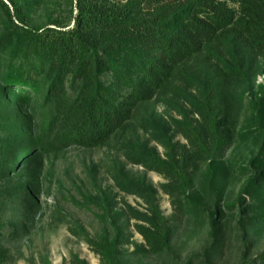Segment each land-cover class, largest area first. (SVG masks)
<instances>
[{
  "label": "trees",
  "instance_id": "trees-1",
  "mask_svg": "<svg viewBox=\"0 0 264 264\" xmlns=\"http://www.w3.org/2000/svg\"><path fill=\"white\" fill-rule=\"evenodd\" d=\"M9 1L13 9L0 0V93L17 99L22 111L42 100L52 115L26 144L17 136H0V181L11 176L15 162H23L22 174L36 179L50 152L106 145L144 104L177 92L192 112L172 118L174 131L155 125L153 134L164 154L144 146L136 161L164 177L167 183L160 189L173 203L186 200L200 209L201 199L190 191L201 165H207L204 182L216 190L231 170L223 161L229 148L237 139L256 138L258 149L238 200L242 204L248 198L252 226L264 227V80L248 119H242L245 96L235 84L250 83L253 74L264 77V0H70L73 24L56 19L44 27L30 24L35 2ZM203 60L219 65L217 72L204 77L193 73ZM5 85L12 87L4 91ZM179 133L187 144L176 141ZM120 184L142 196L151 214L131 205L114 214L103 207L96 238L82 229L75 232L85 236L102 264H124L122 246L130 244L131 234L118 221L147 224L136 225L149 246L138 244L142 252H162L173 235L153 186L129 179ZM238 211L244 218L245 210ZM217 214L208 213L214 228ZM250 246L242 264H264V254L248 258ZM6 259L0 247V264ZM70 264L89 263L74 254Z\"/></svg>",
  "mask_w": 264,
  "mask_h": 264
},
{
  "label": "rangeland",
  "instance_id": "rangeland-1",
  "mask_svg": "<svg viewBox=\"0 0 264 264\" xmlns=\"http://www.w3.org/2000/svg\"><path fill=\"white\" fill-rule=\"evenodd\" d=\"M3 1L13 9L9 0ZM19 1L37 4L30 16L31 25L44 27L56 19L73 24L70 0ZM218 67L203 60L192 72L204 77L215 74ZM263 80L262 75L253 74L250 83L244 82L246 80L235 83L245 96L242 119L249 118L257 87ZM0 85H3L1 79ZM179 86L187 85L180 82ZM10 87L12 85H5L3 90ZM189 90L195 92L192 86ZM226 95L231 93L228 91ZM183 97L184 94L176 92L144 104L136 118L106 145L69 147L48 153L36 179L22 174L23 162H15L11 176L0 181V247L7 252L3 264H45L46 258L51 264H70L74 254L89 264H102L101 255L94 251L83 234H77L79 229L89 238H96L103 207L114 214L131 205L141 213L151 214L142 196L123 190L120 183L126 179L146 183L157 190L160 210L168 218L173 235L170 246L162 252H142L137 250L138 244L149 246L136 225L147 224L128 218L118 221L131 234L130 244L122 246L124 264H242L247 243L251 244L249 259L264 254V227L252 226L249 217L254 212L246 210L251 205L248 198L242 204L238 200L250 175L248 163L258 149L256 138L245 142L237 139L229 148L223 161L231 170L216 190L209 189L204 182L207 165H201L190 191L201 199L200 209L193 208L186 200L173 203L160 189V184L167 183L164 177L136 161L144 146L164 154L165 149L153 134L157 131L155 125L170 126L174 131L172 118L182 119L181 114L192 112ZM16 100L0 93V136H17L26 144L29 138L39 135L52 112L42 100H33L22 111ZM193 116L197 120L195 125L201 127L199 116L194 113ZM175 137L176 141L187 144L182 133ZM242 208L244 218H239L238 209ZM255 208L257 206H253V210ZM212 210L218 213L215 228L208 215Z\"/></svg>",
  "mask_w": 264,
  "mask_h": 264
}]
</instances>
